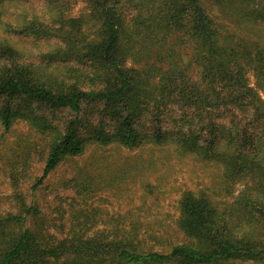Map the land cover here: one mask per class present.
<instances>
[{"label":"trees","instance_id":"1","mask_svg":"<svg viewBox=\"0 0 264 264\" xmlns=\"http://www.w3.org/2000/svg\"><path fill=\"white\" fill-rule=\"evenodd\" d=\"M38 1L47 22L17 27L0 11V126L50 138L31 190L90 145L164 149L216 183L179 194L186 241L167 253L140 249L130 226L107 241L51 240L29 206L0 214V264H264V0H88L91 38L62 13L66 2ZM11 33L42 42L37 60ZM78 76L100 89H81ZM85 106L98 121L81 136Z\"/></svg>","mask_w":264,"mask_h":264},{"label":"rangeland","instance_id":"2","mask_svg":"<svg viewBox=\"0 0 264 264\" xmlns=\"http://www.w3.org/2000/svg\"><path fill=\"white\" fill-rule=\"evenodd\" d=\"M63 1L66 6L62 13L78 20L81 30L91 38L94 23L88 0ZM0 5L3 19L17 27L23 19L47 22L50 18L42 1L8 0ZM5 36L23 58L37 60L42 42L35 35ZM37 73L42 77L51 72ZM75 81L86 91L101 87L85 76ZM249 83L253 86L254 80L249 78ZM260 95L264 98V92ZM98 112V107H84L78 127L81 136L88 132V125L97 123ZM55 117L59 123L67 118L62 114ZM49 140L20 121L14 122L9 132L0 126V214H21L27 207L36 206L40 212L33 219H41L38 226L51 240L107 241L119 238L130 226L139 231L140 249L167 253L186 241L176 226L179 194L184 189L216 183L211 169L164 149L126 151L90 145L82 156L61 163L32 191L41 175Z\"/></svg>","mask_w":264,"mask_h":264}]
</instances>
